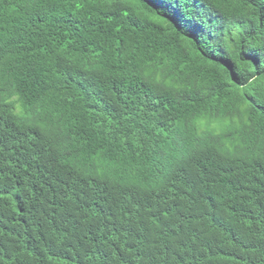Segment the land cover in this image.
Listing matches in <instances>:
<instances>
[{
	"label": "trees",
	"instance_id": "1",
	"mask_svg": "<svg viewBox=\"0 0 264 264\" xmlns=\"http://www.w3.org/2000/svg\"><path fill=\"white\" fill-rule=\"evenodd\" d=\"M0 264H264V0H0Z\"/></svg>",
	"mask_w": 264,
	"mask_h": 264
},
{
	"label": "snow or ice",
	"instance_id": "2",
	"mask_svg": "<svg viewBox=\"0 0 264 264\" xmlns=\"http://www.w3.org/2000/svg\"><path fill=\"white\" fill-rule=\"evenodd\" d=\"M155 6V5H154Z\"/></svg>",
	"mask_w": 264,
	"mask_h": 264
}]
</instances>
